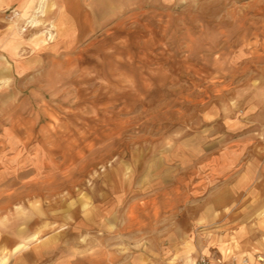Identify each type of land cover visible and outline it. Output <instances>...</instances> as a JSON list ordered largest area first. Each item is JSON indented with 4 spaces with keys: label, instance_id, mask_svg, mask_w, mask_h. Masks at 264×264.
Segmentation results:
<instances>
[{
    "label": "rangeland",
    "instance_id": "374dc122",
    "mask_svg": "<svg viewBox=\"0 0 264 264\" xmlns=\"http://www.w3.org/2000/svg\"><path fill=\"white\" fill-rule=\"evenodd\" d=\"M36 1L27 10L8 9L2 22L20 33L10 12L29 19ZM140 9L95 43L94 50L109 56L79 64V76L62 78L55 89L50 83L55 92L17 96L0 118L4 264H165L160 256L171 240L157 235L167 222L162 215L148 222L133 206L145 197L147 167L180 187L185 203L173 208L175 227L195 219L251 162L249 188L238 191L219 223L236 249L227 245L215 261L187 255L172 263L264 264V160L255 161L264 153V132L244 118L229 124L233 112L242 115L231 98L264 73V0H152ZM229 150L242 152L237 172L217 183L211 169L217 153ZM119 166L131 168L127 182L110 185ZM209 177L214 186L197 185ZM116 190L127 194L119 203ZM82 195L92 201L86 209ZM108 201L119 209L112 226L93 211ZM29 203L42 206L41 220L29 214ZM17 229L24 230L19 239ZM16 240L25 247L7 253Z\"/></svg>",
    "mask_w": 264,
    "mask_h": 264
},
{
    "label": "crops",
    "instance_id": "0c3cea01",
    "mask_svg": "<svg viewBox=\"0 0 264 264\" xmlns=\"http://www.w3.org/2000/svg\"><path fill=\"white\" fill-rule=\"evenodd\" d=\"M32 3V0H8L7 4H0V118L12 109L17 96L44 93L46 90L55 92L54 89L59 87L56 83L60 84L62 78H77L79 76V68L82 69L80 65H83L84 62H101L102 57L109 56L107 53H98L94 50L95 43L103 38H100L102 35H109L110 30H114L113 28L118 26L122 19L132 13L142 12L140 8L143 4H151L152 0H53L46 14L45 22L51 26L54 41L47 45L36 38L39 34L34 35L35 32L29 31L22 35L15 27L7 26L2 22V16L8 9L16 7L27 10ZM31 34L34 36H29ZM88 50H92L91 53H87ZM45 64H48V68H44ZM30 79L32 84L28 82ZM50 83L54 88L53 90H51ZM230 103H236L235 108L242 110L241 117L234 112L231 114L229 123L231 126L234 119L244 118L247 125L258 126L264 132V73L259 80H253L245 92L237 95L235 99L231 98ZM217 154V163H214L215 165L211 170L213 173H217V183H219V180L227 172H237V163L239 157H242V152L229 150L219 151ZM256 155V163L260 162L259 158L264 160L263 152ZM254 165L255 163L252 164L251 162V167L249 165L244 166V171L240 177L222 188V193L216 194L212 204H204L195 219H186L185 222H179V225L177 222L176 228L171 224V221L174 220L173 208H183V203H185H182L179 196L181 194L180 187L168 185V182H164L165 177H162L161 172H158L159 169H153L152 165L147 167L146 174L149 175L150 181L144 187L145 197L140 201H134V205H132L141 214L147 216L148 222L153 219L155 221L159 215H162L167 222L164 229L166 231H161L157 235L158 238L163 239L169 236L171 240L170 248L163 250L165 254L160 256L165 264H173L174 258L187 255L191 257L201 255L215 261L218 254L225 255L227 245L231 249L234 247L228 241L231 234L227 233L226 229H221L223 226L219 223L227 218L226 209L231 208L235 203L238 191L249 188L254 174ZM117 170L116 178L108 180L110 185L114 186L127 182L131 168L119 166ZM151 176H154L153 180H151ZM208 180V183L203 181L197 185H202L200 187L204 190L208 186H214L215 181L213 180L215 178L210 179L209 177ZM218 188L220 187L217 186V190ZM116 192L114 198L118 200V203L127 197L124 192L119 190ZM137 192L138 196H142L143 192L139 190ZM173 193L175 194L172 195ZM109 199L114 200L113 197ZM89 201L90 198L82 195L79 202L80 207L83 206L86 209L92 204V201ZM105 205L106 208L102 209L101 212L97 211L96 208H93V211L97 215L100 214L101 221L112 226L110 216L119 209L111 207L110 205H115L111 201ZM142 206L143 211L141 210ZM28 210L29 214L36 216L35 220H41V216L45 214L42 206H38L37 203L30 204ZM89 210L88 208L86 215L90 212ZM26 221H30V219ZM193 226H198L199 231L197 233L193 231ZM23 232V229H17L16 239H19ZM6 236L10 237L8 234ZM8 237H6L7 240ZM18 245L24 246L20 241L12 242L6 252L16 253L20 251H14ZM234 249L236 248L234 247ZM6 259L7 256L1 257L0 261L3 260L1 264H4Z\"/></svg>",
    "mask_w": 264,
    "mask_h": 264
},
{
    "label": "built area",
    "instance_id": "2783aa9c",
    "mask_svg": "<svg viewBox=\"0 0 264 264\" xmlns=\"http://www.w3.org/2000/svg\"><path fill=\"white\" fill-rule=\"evenodd\" d=\"M49 1L50 0H47V3ZM42 5H44V3H42ZM42 11H43V6H41V5L39 6V0H38V1H36V5L34 6L32 12H31L32 14H35L37 16V20L39 21L37 25L30 23L31 22L30 19L23 18L21 16L22 13L20 11H17V10H13L10 12L9 20H10V22L14 21L13 23L15 24V26L17 25V22L18 23L21 22V26L19 27V31L21 34H26L29 31H34V30L36 31V30L40 29L39 33L44 32L46 34L45 38H46L47 43L49 44L52 42V39H50V33L52 34L53 31L51 30L50 24L45 22L46 15H44L42 13ZM15 21H17V22L15 23ZM52 38H53V34H52ZM197 264H210V262H209V260L202 258L199 260V262Z\"/></svg>",
    "mask_w": 264,
    "mask_h": 264
},
{
    "label": "bare ground",
    "instance_id": "6f19581e",
    "mask_svg": "<svg viewBox=\"0 0 264 264\" xmlns=\"http://www.w3.org/2000/svg\"><path fill=\"white\" fill-rule=\"evenodd\" d=\"M7 1L8 0H0V4H7ZM24 1V0H23ZM53 2V0H50L48 3H47V0H39V6L41 5V6H43V11H42V13L44 14V15H46L47 14V12H48V10L50 9V5H51V3ZM20 3V2H19ZM23 3V2H22ZM26 3V2H25ZM42 3H44V5H42ZM21 4V3H20ZM24 6V5H23ZM28 6H30V5H28ZM53 7V6H52ZM29 19L31 20V22L30 23H33V24H38V20H37V16L35 15V14H33L31 17H29ZM12 27V26H11ZM13 29V28H12ZM46 34L44 33V32H42V33H40L39 34V36H36V38L38 39V40H42L43 42H45L46 41ZM50 39H52V42L54 41V39L52 38V34L50 33ZM28 195V194H27ZM34 195V194H33ZM24 234V233H23ZM37 235V234H36ZM6 245V244H5ZM6 250V249H5ZM7 251V250H6ZM5 252V251H4Z\"/></svg>",
    "mask_w": 264,
    "mask_h": 264
}]
</instances>
